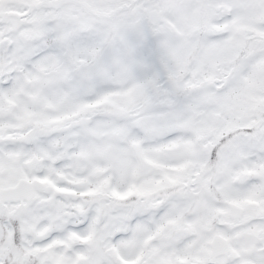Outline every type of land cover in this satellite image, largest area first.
Instances as JSON below:
<instances>
[{"label":"snow or ice","instance_id":"6c2138e0","mask_svg":"<svg viewBox=\"0 0 264 264\" xmlns=\"http://www.w3.org/2000/svg\"><path fill=\"white\" fill-rule=\"evenodd\" d=\"M0 264H264V0H0Z\"/></svg>","mask_w":264,"mask_h":264}]
</instances>
